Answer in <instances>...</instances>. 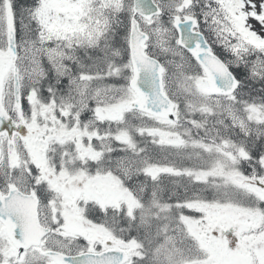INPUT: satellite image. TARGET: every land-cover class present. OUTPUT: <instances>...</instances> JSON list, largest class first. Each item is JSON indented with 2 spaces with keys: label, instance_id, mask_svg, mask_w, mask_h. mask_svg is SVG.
I'll list each match as a JSON object with an SVG mask.
<instances>
[{
  "label": "snow or ice",
  "instance_id": "obj_1",
  "mask_svg": "<svg viewBox=\"0 0 264 264\" xmlns=\"http://www.w3.org/2000/svg\"><path fill=\"white\" fill-rule=\"evenodd\" d=\"M0 264H264V0H0Z\"/></svg>",
  "mask_w": 264,
  "mask_h": 264
}]
</instances>
